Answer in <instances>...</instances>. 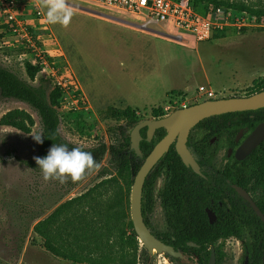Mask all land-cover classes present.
Wrapping results in <instances>:
<instances>
[{
  "label": "rangeland",
  "instance_id": "1",
  "mask_svg": "<svg viewBox=\"0 0 264 264\" xmlns=\"http://www.w3.org/2000/svg\"><path fill=\"white\" fill-rule=\"evenodd\" d=\"M65 1L106 16L66 4L73 13L67 26L50 24L44 15L45 0H24L19 18L29 27L31 41L3 25L0 61L30 80L27 64L44 60L43 70L64 88L60 132L78 147L89 149L120 139L119 126L126 118L115 116L114 110L130 106L143 121L156 118L153 108L162 107L169 115L209 97L254 94L264 83V19L256 15L250 14L247 25H227L198 41L169 22L142 30L131 24L139 21L129 13L85 0ZM219 2L244 8V13L264 14V0L199 4ZM35 5L42 16L35 13ZM33 18L38 21L28 22ZM3 19L0 14V25ZM45 54L53 57L57 68L45 62ZM13 109L32 115L35 123L29 132L1 123ZM32 135H41L36 111L0 94V264H142L145 249L148 264H199L190 253L181 258L157 249L150 252L135 238L131 213L135 174L131 168L118 170L109 151L98 168L77 181L44 180L34 159L39 148ZM225 145L219 142L222 150L215 161L219 166L225 164ZM162 183V178L154 180V205L145 212L156 236L169 231L159 194ZM243 243L236 237L225 240L217 264H241Z\"/></svg>",
  "mask_w": 264,
  "mask_h": 264
},
{
  "label": "trees",
  "instance_id": "2",
  "mask_svg": "<svg viewBox=\"0 0 264 264\" xmlns=\"http://www.w3.org/2000/svg\"><path fill=\"white\" fill-rule=\"evenodd\" d=\"M201 0H194L195 4H199ZM201 4V3H200ZM216 6H224L228 8H236L237 10H245L241 7L226 6L219 2ZM251 15H256L260 20L264 14L247 10ZM3 25H0V28ZM36 40V35L33 36ZM37 45L40 42L37 40ZM46 55V54H45ZM44 60L37 58V63L27 64V74L30 80L24 78L11 68L5 66L0 61V94L5 98H14L16 100L29 104L37 113L41 125V137L43 143H38V155L43 157L47 154L49 148L55 145H66L69 149L80 148L83 151L91 152L94 160L98 163L105 153H111V161L118 170L131 168L136 175L146 156L151 152L156 142L164 137V128H159L156 134L159 139L152 138L148 140L147 127L140 130L142 139L140 147L143 156H138L131 148V131L141 122L138 114L132 107L125 110H114L115 116H123L126 118V123L119 126L120 139L116 143L108 145L102 141L98 145L86 149L78 147L69 142L60 132L59 125L61 122V112L59 110L61 98L64 94V88L55 82L53 75L50 72L43 70ZM45 62L50 67H56L52 56L46 55ZM37 80V83L34 81ZM264 89V83L259 90ZM258 90V91H259ZM264 108H260L262 110ZM254 113L253 111H249ZM241 112H228L211 118L223 119L227 124L228 131L232 135L235 133L237 119ZM256 110V114H257ZM166 112L162 107L153 108V116L161 118L166 116ZM260 117L261 114L259 113ZM264 117V115H263ZM1 123L5 125H12L20 130L29 132L31 126L34 125L35 120L31 114L25 110L13 109L5 113L1 118ZM210 125H219V120L210 121L209 118L202 122ZM164 171L167 175L166 184L160 191L161 203L165 210V216L169 225V231L158 236L166 244L172 245L175 249H182L184 252H189L190 244H196L195 249L199 252H204L207 257L210 253V247L216 249L218 259L222 256V243L220 239H227L231 236L241 239L243 243L245 257L248 258L247 264L262 263V256L264 255V221L251 217L242 220L238 205L234 200L231 203H224L222 206L211 205L203 200L196 202L190 199H199L197 196L200 192H205L202 188L208 186L213 188L215 181L211 175L209 178H204L198 175L194 170L187 166L180 155L178 154L175 145H172L169 150L161 157L155 164L153 169L149 172L145 184L143 195V214L151 211L153 208L152 184L155 178ZM232 169H228V177L231 182H234V176H230ZM226 187H230L229 183L224 181ZM144 193V192H143ZM202 198V196H201ZM206 207L215 208L217 219L210 222L207 216ZM148 224L147 219H145ZM132 227H134L132 225ZM244 229H248V234L244 233ZM134 236L137 239L138 235L133 230ZM246 236V239H244ZM145 249V248H144ZM172 257V256H171ZM245 260V258H244ZM243 260V264L244 263ZM149 255L146 249L142 256L141 263L148 264Z\"/></svg>",
  "mask_w": 264,
  "mask_h": 264
},
{
  "label": "flooded vegetation",
  "instance_id": "3",
  "mask_svg": "<svg viewBox=\"0 0 264 264\" xmlns=\"http://www.w3.org/2000/svg\"><path fill=\"white\" fill-rule=\"evenodd\" d=\"M260 108L239 111L241 113L237 119L234 135L229 133L228 126L223 122V119L211 118L212 116L208 117L210 121L219 120L221 123L216 126L206 123L202 124L204 120L208 119L205 118L195 125L193 129H191L188 136L187 145L199 165L200 172H196L191 166L189 167H191L194 172H196L201 177L208 179L209 175H211L212 179L215 181L213 188L204 186L202 184V188L205 190V192H200V195L197 196L199 199L191 198V201L196 202L205 198L203 202H207L211 205L222 206L224 203L229 204L232 200H234L238 205L239 215L242 220L255 217L264 221V137L252 149L246 153L244 152V145L255 129L264 122V109L260 110ZM253 110L254 113L249 112ZM256 110L258 112L257 114ZM259 113L261 114V117ZM194 129H198L199 133L192 135V131ZM164 130L166 135L167 130L165 128ZM219 142L226 143V145L223 147L225 148L223 154L225 157V164L220 166L215 163L219 153L222 150L219 148ZM172 145H175V142ZM228 169H232L230 176H234V182H231L230 178L228 177ZM160 178H162L163 183L161 186L163 188L167 179V175L164 171H162L155 179ZM224 181L229 183L230 187H226ZM253 203L257 206L260 213L254 208ZM208 208L209 207H206V212ZM209 209L216 214L217 219L215 208ZM207 216L209 219L208 212ZM244 233L248 234V229H244ZM225 240L220 239L219 243H224ZM189 244L191 247L189 252H184L182 249H175L181 253L177 257L182 258L184 254L189 256L190 253L197 257L199 264H208L212 252L211 248L213 246L210 247V253L207 257L206 253L199 252L195 249L196 244L192 245L190 242ZM243 254L245 258L244 263L247 264L248 258L247 256L245 257L244 248ZM215 255L217 263L218 256L216 249ZM262 261L263 262L260 264H264V255L262 256ZM241 264H243V262Z\"/></svg>",
  "mask_w": 264,
  "mask_h": 264
},
{
  "label": "water",
  "instance_id": "4",
  "mask_svg": "<svg viewBox=\"0 0 264 264\" xmlns=\"http://www.w3.org/2000/svg\"><path fill=\"white\" fill-rule=\"evenodd\" d=\"M260 107H264V89L247 96L206 99L198 103L177 108L169 115L161 118L145 119L134 127L131 131V148L138 156L143 155L140 147V141L142 139L140 130L143 127H147L148 140L153 138L157 129L165 128L167 130L166 135L155 144L151 152L146 156L143 164L134 177L132 186V222L139 239L150 252H152L153 249H157L159 252H167L171 256L177 257L181 254L179 251L175 250L172 245L166 244L156 236L151 231L144 218L142 209L144 184L149 172L153 169L155 164L175 142L176 150L183 162L187 166H191L196 172H200L199 165L187 145L191 129L203 119L211 116L228 112L257 109ZM263 137L264 122L252 133L244 145V152L246 153L252 149ZM253 206L260 213L254 203ZM207 212L210 222L215 221L216 214L209 208ZM190 243L195 245L193 242ZM211 250V257L208 264H217L215 248L212 247Z\"/></svg>",
  "mask_w": 264,
  "mask_h": 264
},
{
  "label": "built area",
  "instance_id": "5",
  "mask_svg": "<svg viewBox=\"0 0 264 264\" xmlns=\"http://www.w3.org/2000/svg\"><path fill=\"white\" fill-rule=\"evenodd\" d=\"M85 1L95 2L106 8L131 14L139 21L131 23L136 28L154 30L155 24L169 22L172 26L194 35L198 41L209 39L215 30H222L227 25H247L246 20L251 18L249 13H244L234 8L212 4H195L194 0ZM23 2L24 0H0V14L4 18L2 25L8 27L12 32H18L31 41L32 35L29 27L19 18V11L24 8ZM73 5L86 8L76 4ZM35 8V13L39 17L42 16V11L38 8V5H35ZM98 13L104 15L102 12ZM263 19L264 17L261 18V20ZM209 94L212 95V92H209Z\"/></svg>",
  "mask_w": 264,
  "mask_h": 264
},
{
  "label": "clouds",
  "instance_id": "6",
  "mask_svg": "<svg viewBox=\"0 0 264 264\" xmlns=\"http://www.w3.org/2000/svg\"><path fill=\"white\" fill-rule=\"evenodd\" d=\"M46 8L44 15L50 24L67 26L73 15L65 0H45ZM36 143H43L41 135H32ZM36 164L41 170L44 180H58L64 183L70 177L72 181L79 180L86 171H92L99 167L91 152L80 148L69 149L66 145L53 144L43 157H34Z\"/></svg>",
  "mask_w": 264,
  "mask_h": 264
},
{
  "label": "crops",
  "instance_id": "7",
  "mask_svg": "<svg viewBox=\"0 0 264 264\" xmlns=\"http://www.w3.org/2000/svg\"><path fill=\"white\" fill-rule=\"evenodd\" d=\"M65 3L68 4V5H72V6H74V5L71 4L70 2H66V1H65ZM76 7H77V6H76ZM76 9L83 10V11H85V12H89V13H91V12H95V10H93V9H91V8H76ZM96 13H98V12H95L94 14H96ZM36 20L38 21V19H34V18H33V19H28V22L36 21ZM45 20H46V19H45ZM46 21H47V20H46ZM33 25L36 26L37 24L34 23ZM61 54L63 55V52H62Z\"/></svg>",
  "mask_w": 264,
  "mask_h": 264
},
{
  "label": "bare ground",
  "instance_id": "8",
  "mask_svg": "<svg viewBox=\"0 0 264 264\" xmlns=\"http://www.w3.org/2000/svg\"><path fill=\"white\" fill-rule=\"evenodd\" d=\"M152 252H154V249H153V251ZM155 253V252H154Z\"/></svg>",
  "mask_w": 264,
  "mask_h": 264
}]
</instances>
